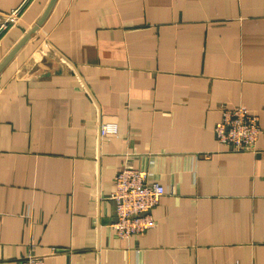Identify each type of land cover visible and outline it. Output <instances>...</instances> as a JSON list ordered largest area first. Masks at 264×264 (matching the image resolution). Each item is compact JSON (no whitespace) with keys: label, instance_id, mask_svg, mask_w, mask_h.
Listing matches in <instances>:
<instances>
[{"label":"crops","instance_id":"0c3cea01","mask_svg":"<svg viewBox=\"0 0 264 264\" xmlns=\"http://www.w3.org/2000/svg\"><path fill=\"white\" fill-rule=\"evenodd\" d=\"M51 2L28 0L0 33V65ZM238 106L260 121L252 152L216 138ZM124 167L166 190L155 228L125 240L111 200ZM30 252L264 264V0H55L0 69V264Z\"/></svg>","mask_w":264,"mask_h":264},{"label":"built area","instance_id":"2783aa9c","mask_svg":"<svg viewBox=\"0 0 264 264\" xmlns=\"http://www.w3.org/2000/svg\"><path fill=\"white\" fill-rule=\"evenodd\" d=\"M0 14V31L6 30L20 13ZM116 124L100 126L102 136L114 134ZM218 142L232 152H252L261 135L259 118L246 107L223 108L222 118L215 126ZM166 195L163 185L150 178L147 171L124 167L115 177V190L111 200L115 203V221L112 228L120 239L138 237L155 228L153 210ZM17 264H44L42 258L28 253Z\"/></svg>","mask_w":264,"mask_h":264},{"label":"water","instance_id":"95a60500","mask_svg":"<svg viewBox=\"0 0 264 264\" xmlns=\"http://www.w3.org/2000/svg\"><path fill=\"white\" fill-rule=\"evenodd\" d=\"M55 2V0H52L50 6L46 9L45 13L43 14V16L41 17V19L39 20V22L37 23V25L33 28L32 32L28 35H26L23 40L18 44V46L16 47V49H14L11 54H9V56H7L5 58V60L2 62V64L0 65V69L7 63V61L13 56V54L15 53V51L29 38V36L36 30V28L43 22V20L46 18V16L49 14V12L51 11V8L53 6V3ZM28 3V0L24 3V5L21 7L20 11L25 7V5ZM2 31H0L1 33Z\"/></svg>","mask_w":264,"mask_h":264}]
</instances>
